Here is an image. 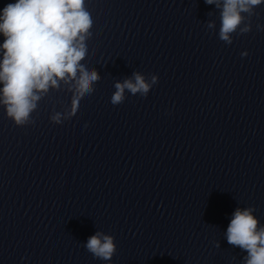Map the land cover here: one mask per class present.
I'll list each match as a JSON object with an SVG mask.
<instances>
[{
	"label": "clouds",
	"instance_id": "9594fccd",
	"mask_svg": "<svg viewBox=\"0 0 264 264\" xmlns=\"http://www.w3.org/2000/svg\"><path fill=\"white\" fill-rule=\"evenodd\" d=\"M204 2L219 9L218 36L231 45L233 34L251 31L256 6L264 0ZM85 4L86 0H16L0 12V35L4 38L0 44V107L15 125L33 124L32 113L37 110L38 102L51 89L59 90L61 82L71 94L70 107L52 113L50 121L54 124L76 116L81 100L95 91L99 74L81 63L86 58V42L92 37L90 29L93 27ZM256 27L264 31V25ZM207 28L214 29L215 22L209 21ZM157 82L156 75L146 81L144 75L135 72L132 79L115 83L111 103H123L125 90L146 97ZM254 211V207H237L225 232L230 245L247 253L243 264H264V224L259 222ZM84 247L94 258L104 261H110L117 250L114 237L101 231L90 236Z\"/></svg>",
	"mask_w": 264,
	"mask_h": 264
}]
</instances>
